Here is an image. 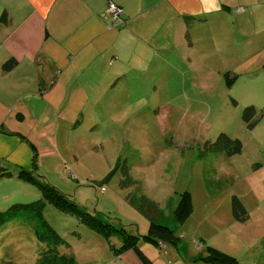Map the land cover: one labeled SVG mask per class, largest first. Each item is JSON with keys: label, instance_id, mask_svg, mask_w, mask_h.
<instances>
[{"label": "rangeland", "instance_id": "1", "mask_svg": "<svg viewBox=\"0 0 264 264\" xmlns=\"http://www.w3.org/2000/svg\"><path fill=\"white\" fill-rule=\"evenodd\" d=\"M209 32L192 43L184 38L171 54L151 48L143 57L147 66L88 101L79 126L59 131L63 171L42 175L80 210L44 204L57 241L41 240L34 230L40 224L24 214L6 219L0 264H144L123 246L127 235L140 237L151 264H217L199 260L207 246L236 257L237 264H264V45L249 46L236 23L226 37L216 23ZM228 70L237 74L230 87L223 75ZM249 104L257 109L252 127L241 118ZM220 132L238 138L241 151H206L205 142ZM123 167L132 180L125 186ZM6 184H0L8 191H0V206L41 198L30 183ZM183 191L190 192L192 209L176 226L181 241L158 246L143 240L149 218L137 206L140 196L156 204L159 222L175 226ZM232 194L248 211L246 221L233 218Z\"/></svg>", "mask_w": 264, "mask_h": 264}, {"label": "crops", "instance_id": "2", "mask_svg": "<svg viewBox=\"0 0 264 264\" xmlns=\"http://www.w3.org/2000/svg\"><path fill=\"white\" fill-rule=\"evenodd\" d=\"M109 2L122 10L116 25ZM214 23L224 37L236 23L249 46L264 45V0H0V168L63 171L58 133L84 121L88 101L147 66L151 48L178 52ZM10 179L25 183L0 184Z\"/></svg>", "mask_w": 264, "mask_h": 264}, {"label": "trees", "instance_id": "3", "mask_svg": "<svg viewBox=\"0 0 264 264\" xmlns=\"http://www.w3.org/2000/svg\"><path fill=\"white\" fill-rule=\"evenodd\" d=\"M4 13L1 15V19L4 20ZM187 38H189L187 33ZM13 60L10 59L5 66L10 67L13 65ZM227 86H231L237 79V74L230 72L229 70L223 73ZM235 102V100H233ZM264 112V108H262ZM256 114L257 109L254 105H246L241 114L243 121L249 126L252 127L256 123ZM242 148L241 141L238 138H232L224 132H220L216 140L212 143L205 142L204 149L214 150L217 152H226L228 155L240 152ZM123 172L125 178L122 179L121 185H126L127 183H132L131 178L127 174L126 167H123ZM16 176L19 180L30 183L31 185L37 187V190L41 194V198L36 200H31L27 202L23 201H12L10 203H1L0 206V224L4 223L6 219L11 217L24 214L26 218L36 220L41 227H37L36 230L37 236L43 241L46 239L58 240V235L56 231L48 224V222L43 217V208L46 202H50L55 207L59 209L69 210H80V204L76 202L72 196L64 194L60 189L54 186L49 182L43 175L39 174L36 170L35 163H31L29 169L20 167L17 169L16 173L13 174L12 171H9L6 168H0V178L1 177H11ZM132 201L135 200L132 198ZM231 213L235 220L237 221H246L249 217V213L246 210L245 206L238 198L237 195H231ZM138 208L149 218V224L147 231L142 235L143 240L150 241L155 245H176L181 241V237L177 233L176 226L180 225L185 218L189 215L192 209L191 203V194L189 191H183L179 194V200L173 211V221L175 226H168L165 223L159 222L158 218L161 212L159 211L156 204L147 199L145 196H140L139 202L137 203ZM84 213V212H83ZM86 214V213H84ZM38 226V225H37ZM107 224L102 227H106ZM138 236L127 235L124 236L123 246L131 247L137 255L142 259L144 264H151L152 261L145 255L141 250L139 245ZM199 260L206 263H217V264H237L238 260L236 257L227 254L217 248L207 246L203 253L199 255ZM69 259H72L70 256ZM70 264V263H64Z\"/></svg>", "mask_w": 264, "mask_h": 264}, {"label": "built area", "instance_id": "4", "mask_svg": "<svg viewBox=\"0 0 264 264\" xmlns=\"http://www.w3.org/2000/svg\"><path fill=\"white\" fill-rule=\"evenodd\" d=\"M237 9L240 10L241 7H238ZM105 15L109 18V22L111 25H116L122 21V10L115 3L109 2L107 4Z\"/></svg>", "mask_w": 264, "mask_h": 264}]
</instances>
